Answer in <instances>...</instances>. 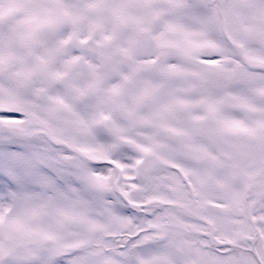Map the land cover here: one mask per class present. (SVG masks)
<instances>
[{"label": "snow or ice", "instance_id": "snow-or-ice-1", "mask_svg": "<svg viewBox=\"0 0 264 264\" xmlns=\"http://www.w3.org/2000/svg\"><path fill=\"white\" fill-rule=\"evenodd\" d=\"M0 264H264V0H0Z\"/></svg>", "mask_w": 264, "mask_h": 264}]
</instances>
